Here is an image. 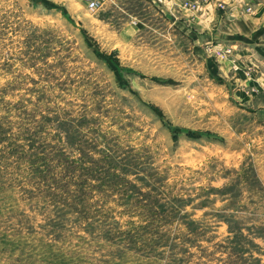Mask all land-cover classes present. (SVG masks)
I'll list each match as a JSON object with an SVG mask.
<instances>
[{
  "label": "rangeland",
  "instance_id": "1",
  "mask_svg": "<svg viewBox=\"0 0 264 264\" xmlns=\"http://www.w3.org/2000/svg\"><path fill=\"white\" fill-rule=\"evenodd\" d=\"M0 0V264H264V0Z\"/></svg>",
  "mask_w": 264,
  "mask_h": 264
},
{
  "label": "built area",
  "instance_id": "2",
  "mask_svg": "<svg viewBox=\"0 0 264 264\" xmlns=\"http://www.w3.org/2000/svg\"><path fill=\"white\" fill-rule=\"evenodd\" d=\"M90 7L93 8V9L96 8V7H97V1H95V0L92 1V2L90 3Z\"/></svg>",
  "mask_w": 264,
  "mask_h": 264
}]
</instances>
